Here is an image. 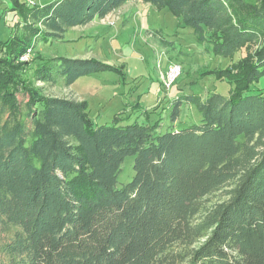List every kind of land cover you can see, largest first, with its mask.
<instances>
[{
	"label": "trees",
	"instance_id": "16d2710c",
	"mask_svg": "<svg viewBox=\"0 0 264 264\" xmlns=\"http://www.w3.org/2000/svg\"><path fill=\"white\" fill-rule=\"evenodd\" d=\"M9 1L27 35L0 41V264H264V92L249 94L264 75V0H140L180 19L214 57L262 40L256 61L227 79L228 96L174 98L172 124L183 105L200 121L164 132L94 125L75 99L16 98L27 94L11 63L27 49L132 0ZM107 70L117 71L60 57L34 77L69 88ZM128 157L133 176L118 187Z\"/></svg>",
	"mask_w": 264,
	"mask_h": 264
},
{
	"label": "rangeland",
	"instance_id": "374dc122",
	"mask_svg": "<svg viewBox=\"0 0 264 264\" xmlns=\"http://www.w3.org/2000/svg\"><path fill=\"white\" fill-rule=\"evenodd\" d=\"M20 1L37 5L34 0ZM52 1L43 0V3ZM17 13L11 1L0 0L1 42L27 35ZM261 44L259 40L247 45L231 58L214 57L210 46L197 41L192 29L167 9H156L140 0H132L102 20L94 19L46 43L36 42L29 53L27 49L11 63L18 68V89L27 94H19L16 98L20 105L27 104L28 95L33 92L86 102V114L97 126L110 125L118 119L120 125L158 123L160 132L183 129L198 124L200 115L195 107L183 105L177 122L172 124L169 111L174 98L180 94H195L202 100L209 93L228 96L232 86L227 79L239 74L242 65L249 66L256 61ZM60 57L94 60L117 71L81 77L69 88L63 87L61 82L51 87L34 77V69L41 61L52 62ZM172 64L180 67V75L166 91L161 75ZM8 67L11 69V65ZM259 92H264V75L252 84L249 94ZM132 165L133 157L124 160L118 187L130 182Z\"/></svg>",
	"mask_w": 264,
	"mask_h": 264
},
{
	"label": "built area",
	"instance_id": "2783aa9c",
	"mask_svg": "<svg viewBox=\"0 0 264 264\" xmlns=\"http://www.w3.org/2000/svg\"><path fill=\"white\" fill-rule=\"evenodd\" d=\"M31 5H34V3H31ZM30 50L28 49V53ZM180 75V67L177 64H172L168 66L166 69V72L161 75V83L164 88V90L169 91L172 87L174 81L178 78Z\"/></svg>",
	"mask_w": 264,
	"mask_h": 264
},
{
	"label": "crops",
	"instance_id": "0c3cea01",
	"mask_svg": "<svg viewBox=\"0 0 264 264\" xmlns=\"http://www.w3.org/2000/svg\"><path fill=\"white\" fill-rule=\"evenodd\" d=\"M36 2L37 5L43 6L46 5L48 3H43V0H34Z\"/></svg>",
	"mask_w": 264,
	"mask_h": 264
}]
</instances>
